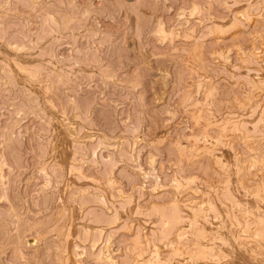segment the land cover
I'll return each instance as SVG.
<instances>
[{"label": "rangeland", "instance_id": "rangeland-1", "mask_svg": "<svg viewBox=\"0 0 264 264\" xmlns=\"http://www.w3.org/2000/svg\"><path fill=\"white\" fill-rule=\"evenodd\" d=\"M263 231L264 0H0V264H264Z\"/></svg>", "mask_w": 264, "mask_h": 264}, {"label": "bare ground", "instance_id": "bare-ground-1", "mask_svg": "<svg viewBox=\"0 0 264 264\" xmlns=\"http://www.w3.org/2000/svg\"><path fill=\"white\" fill-rule=\"evenodd\" d=\"M142 171V170H141ZM264 232V231H263ZM111 252V251H110Z\"/></svg>", "mask_w": 264, "mask_h": 264}]
</instances>
